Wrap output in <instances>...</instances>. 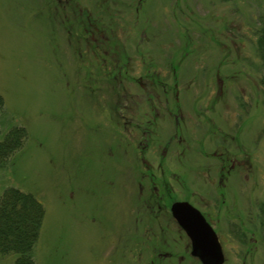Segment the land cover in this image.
I'll list each match as a JSON object with an SVG mask.
<instances>
[{
  "label": "rangeland",
  "instance_id": "obj_1",
  "mask_svg": "<svg viewBox=\"0 0 264 264\" xmlns=\"http://www.w3.org/2000/svg\"><path fill=\"white\" fill-rule=\"evenodd\" d=\"M0 95V143L27 131L0 201L43 205L37 264H199L173 229L156 259L138 176L200 191L225 264H264V0H0Z\"/></svg>",
  "mask_w": 264,
  "mask_h": 264
},
{
  "label": "flooded vegetation",
  "instance_id": "obj_2",
  "mask_svg": "<svg viewBox=\"0 0 264 264\" xmlns=\"http://www.w3.org/2000/svg\"><path fill=\"white\" fill-rule=\"evenodd\" d=\"M116 68L115 71L119 70V66H114ZM120 74V71H119ZM225 81L220 80L218 81V84L224 85ZM223 83V84H222ZM121 99H119L117 105L118 108H115L117 111L120 112V110L125 111L127 108L123 105H121ZM156 111V109H155ZM120 119V118H118ZM242 121V118H241ZM154 126V125H153ZM173 141V140H172ZM237 160V158H236ZM239 160V159H238ZM242 160L241 163L245 166L246 171L242 173L243 178L246 179L247 181L249 180V176L247 175V171L250 165V161L246 157L245 159H240ZM224 176V175H223ZM136 179V186L138 189V194L136 196L137 198V205H136V229L140 231V228L143 230L144 227L146 226V229H144V233L150 232L153 234L151 236V240L153 238L154 242L152 241L151 243L154 245L153 251L156 259L158 260H168V259H175L176 254H179V252L172 253L170 249L172 247H169L171 241L170 238H173L175 235L173 234V230L180 234V238L186 240L187 247L185 248V251H189V255L191 258L197 260L199 264H203L201 261V258L198 255L194 254V247H193V240L191 238V233L196 234L198 241L201 243V240L204 239V242L206 240V237L208 240H210L209 236L205 233V223L210 226L213 231L216 233L220 243V237L215 230L216 223L214 220L212 221L210 216L206 213V210L203 208L201 205V193L200 191L198 192L199 194L193 197L186 196L185 198H175L173 199L172 194L170 195L168 192V195L165 193V189L161 188L159 189L156 187V182H155V177L153 176L151 178V181L154 185V187H148L147 189L139 186L142 185L141 181H139V176ZM228 180V177L226 176L223 178L222 183L225 182L226 186V181ZM185 181V180H184ZM186 182V181H185ZM137 193V192H136ZM188 204L191 206L196 211H190L188 209L182 208L180 211H178V215L182 218L183 221H179L177 215H176V204ZM141 217H140V216ZM204 221H203V220ZM186 224L190 227L188 230L186 228ZM236 226V224H234ZM167 228V229H166ZM149 229V230H148ZM157 230V231H156ZM156 232H160V234H157ZM175 243V242H174ZM222 245V243H221ZM165 247H167L165 250ZM223 257L225 258L226 263V256L223 250V245L221 246ZM183 251V252H185ZM178 259L183 261V257L178 256ZM181 261V262H182Z\"/></svg>",
  "mask_w": 264,
  "mask_h": 264
},
{
  "label": "trees",
  "instance_id": "obj_3",
  "mask_svg": "<svg viewBox=\"0 0 264 264\" xmlns=\"http://www.w3.org/2000/svg\"><path fill=\"white\" fill-rule=\"evenodd\" d=\"M75 10L78 11L76 7ZM4 106V98L0 95V113ZM26 139L25 128L13 129L0 143V165L20 151ZM44 218L45 209L35 196L15 188L6 190L0 201V254L16 255L15 264H37L33 252Z\"/></svg>",
  "mask_w": 264,
  "mask_h": 264
},
{
  "label": "water",
  "instance_id": "obj_4",
  "mask_svg": "<svg viewBox=\"0 0 264 264\" xmlns=\"http://www.w3.org/2000/svg\"><path fill=\"white\" fill-rule=\"evenodd\" d=\"M176 215L179 218V221H183L182 218L177 214L178 211H180L182 208L188 209L190 211H196L188 204H176ZM197 212V211H196ZM198 213V212H197ZM203 220V219H202ZM204 221V220H203ZM186 228L189 230L190 227L188 224H186ZM191 230V229H190ZM205 233L207 236H209L210 240L206 237V240L204 242V239L201 240V243L198 241L197 235L191 233V238L193 240V247H194V254L198 255L201 258V261L203 264H224L225 258L223 257L221 245L219 243V240L208 224L205 223Z\"/></svg>",
  "mask_w": 264,
  "mask_h": 264
}]
</instances>
